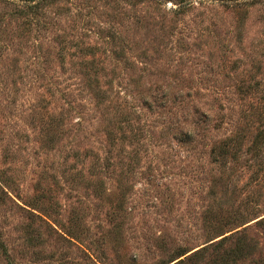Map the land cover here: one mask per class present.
Wrapping results in <instances>:
<instances>
[{
    "label": "rangeland",
    "instance_id": "obj_1",
    "mask_svg": "<svg viewBox=\"0 0 264 264\" xmlns=\"http://www.w3.org/2000/svg\"><path fill=\"white\" fill-rule=\"evenodd\" d=\"M23 5L0 0V264H207L225 236L264 264V0Z\"/></svg>",
    "mask_w": 264,
    "mask_h": 264
},
{
    "label": "trees",
    "instance_id": "obj_2",
    "mask_svg": "<svg viewBox=\"0 0 264 264\" xmlns=\"http://www.w3.org/2000/svg\"><path fill=\"white\" fill-rule=\"evenodd\" d=\"M24 5L23 7L26 9L25 14H35V12L40 8L43 3H46L49 0H21ZM264 135L261 136V141H263ZM260 221H264L262 218ZM231 236H225L221 238L213 249H217V255L214 256L212 261L208 262L207 264H228L229 261L234 259H240L245 254V242L240 241L237 245L232 249H224V243L230 238ZM207 249L203 247L191 255L186 256V253L181 254L176 260L172 261L170 264H196L200 260L204 259L206 256ZM186 256L184 259L182 257Z\"/></svg>",
    "mask_w": 264,
    "mask_h": 264
}]
</instances>
